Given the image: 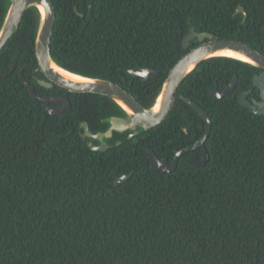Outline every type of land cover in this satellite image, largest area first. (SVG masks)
<instances>
[{
  "label": "trees",
  "instance_id": "1",
  "mask_svg": "<svg viewBox=\"0 0 264 264\" xmlns=\"http://www.w3.org/2000/svg\"><path fill=\"white\" fill-rule=\"evenodd\" d=\"M50 54L62 68L115 82L145 108L153 106L170 68L198 39L240 41L264 54V0H51ZM9 0H0V28ZM238 6L244 9L237 12ZM39 12L25 10L0 51V264H264V114L237 96L261 71L223 56L201 61L179 83L173 107L155 127L92 150L95 134L123 115L109 97L70 92L39 70L34 40ZM208 39H204L207 41ZM150 66L145 81L123 68ZM36 96L64 97L48 113ZM236 75L235 88L216 98ZM203 166L181 155L171 172L147 156L172 161L205 132ZM259 100L252 88L247 100ZM52 108L60 103L50 102ZM199 156L201 148L193 150ZM128 175V176H127ZM126 176L125 178H122Z\"/></svg>",
  "mask_w": 264,
  "mask_h": 264
},
{
  "label": "water",
  "instance_id": "2",
  "mask_svg": "<svg viewBox=\"0 0 264 264\" xmlns=\"http://www.w3.org/2000/svg\"><path fill=\"white\" fill-rule=\"evenodd\" d=\"M32 6L36 7L39 12V24L34 40L35 56L38 62L39 70L47 79L39 80V84L47 88H50L53 84H56L70 92L105 95L111 98L119 106L123 113L121 116L108 117L107 122L109 126L104 132L92 134L88 130L87 123L82 122L80 124L84 130L82 138L87 136L100 142V145L98 146L88 142L89 147L94 151L105 150L107 144L104 142V138H110L114 131L121 133L129 130L130 134L128 137L130 138L133 135H137L141 130L144 131L151 129L165 120L171 108L173 107L175 94L179 83H181V81L191 71H193L201 61L210 57L223 56L234 58L263 70L253 75L252 87L247 91L240 92L237 96V100L241 106L247 108L249 111L258 115L264 114V54H261L260 52L240 41L212 39V35L210 33H196L191 30L190 26H188L190 32L183 39V47L186 48L189 44V40L195 37L200 43L186 52L168 71L161 85L159 94L153 104L154 106L157 99L160 97L159 107L155 111L153 110V106L150 108L143 107L131 93L124 90L115 82L98 77H86L70 72L59 66L52 59L50 54V42L55 12L51 0H9L4 21L0 28V51L18 28L25 10ZM238 11H241L243 14L245 13L241 6H238L237 12ZM206 38L208 40L204 41ZM225 50L239 53L245 56L247 61L236 57L219 54ZM53 64L69 73L82 77L84 80L73 81L60 75L53 68ZM122 72H127L134 77H141L143 81L157 75L156 69L150 66L140 67L139 69L123 68L119 71V75H121ZM20 78L29 92L42 102L45 110L48 113L60 114L70 106L69 101L64 97L36 96L33 86L26 83L21 75ZM236 83L237 77L235 75L230 83L222 91L215 87L210 93L213 97L221 98L230 93L235 88ZM252 88H257L259 90L260 100H247V96L251 92ZM181 98L184 99L191 107H193L195 111H197V113L204 119L205 132L202 137L192 145L177 151L174 154L171 162L158 158L150 149H147L146 153L151 165L155 169L162 172L173 171L176 167L177 160L181 155L191 152L197 148H201V158H198L196 154H193L185 159L186 162L197 166H203L208 159L204 143L210 134L209 117L204 109L195 104L193 101L183 96H181ZM50 102L61 103V106L52 108L49 105ZM125 177L126 176H123L122 178Z\"/></svg>",
  "mask_w": 264,
  "mask_h": 264
},
{
  "label": "bare ground",
  "instance_id": "3",
  "mask_svg": "<svg viewBox=\"0 0 264 264\" xmlns=\"http://www.w3.org/2000/svg\"><path fill=\"white\" fill-rule=\"evenodd\" d=\"M219 54L221 55H226V56H230V57H236V58H239V59H243V60H246L247 61V58L239 53H235L233 51H230V50H225V51H222L220 52ZM53 68L62 76L68 78V79H71L73 81H83L84 79L80 76H77L75 74H72V73H69L63 69H61L60 67L56 66L53 64ZM159 103H160V97L157 99L155 105L153 106V110H157L158 107H159Z\"/></svg>",
  "mask_w": 264,
  "mask_h": 264
},
{
  "label": "flooded vegetation",
  "instance_id": "4",
  "mask_svg": "<svg viewBox=\"0 0 264 264\" xmlns=\"http://www.w3.org/2000/svg\"><path fill=\"white\" fill-rule=\"evenodd\" d=\"M261 71H263V70L261 69ZM261 71H260V72H261ZM258 73H259V72H258ZM252 99H253V100H256V99H254V98H252ZM259 100H260V99H259ZM60 104H61V103H60ZM60 106H61V105H60ZM111 137H112V136H111ZM111 137H110V138H111ZM110 138H104V142L107 144V147L105 148V150L109 147V144L107 143L106 140H107V139H110ZM96 141H97V140H96ZM96 145H97V146L100 145V142L97 141V144H96ZM193 154H196V155L198 156V158H201V154H200V156H199V155H198L196 152H194V151H192V153H191L189 156H187L186 158L190 157V156L193 155ZM186 158H185V159H186Z\"/></svg>",
  "mask_w": 264,
  "mask_h": 264
}]
</instances>
